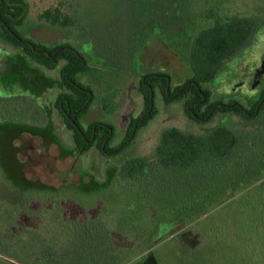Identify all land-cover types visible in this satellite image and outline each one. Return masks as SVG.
I'll use <instances>...</instances> for the list:
<instances>
[{
	"label": "rangeland",
	"instance_id": "obj_1",
	"mask_svg": "<svg viewBox=\"0 0 264 264\" xmlns=\"http://www.w3.org/2000/svg\"><path fill=\"white\" fill-rule=\"evenodd\" d=\"M200 1L195 0L191 3L192 15L204 8L199 4ZM215 1L218 2L217 15L220 16L256 14L257 10L264 7V0ZM26 2L28 15L17 30L24 38L29 37L34 42L39 38L48 41L62 37L59 28L38 25L36 20L41 21L38 14L44 9L59 6L72 17V23L67 27L75 28L71 31L72 35L63 38L62 42L79 51L90 66L88 71L77 72L74 77L83 85H87L93 94L89 110L81 118V125L87 127L95 120L112 125L114 130L109 145L117 147L124 138L123 116L128 113L137 115L141 110L142 100L138 93L130 96L131 99L128 97L129 101L127 99L129 95L124 97L129 92L134 93L133 88L129 86L131 79L145 73L150 63L156 68L160 63L169 61L171 64L168 69L171 68L174 73L183 67L180 60L161 43L150 45L152 40L150 24L153 18L154 20L162 18L164 36L167 37L163 41L169 44L170 40L176 39L174 34L176 29H172L171 35L169 29H166L167 12L163 13L162 17L159 10L152 14L149 10L143 9L146 2L151 4L150 0H26ZM205 24L206 22L200 23ZM144 45L148 47L140 54V58L145 67L137 60ZM13 51L11 45L0 39V72L4 66L5 55ZM164 51L167 53L166 59ZM61 65L62 63H59L57 67L47 69L46 74L58 78ZM226 72H220L214 83L220 81L227 86L225 91L230 92L235 88L229 89L226 81L230 77H226ZM210 84L204 83L202 86L209 87ZM56 92V89L46 90L40 97V104L50 106L52 111L44 118L43 111L39 109L42 106L35 101L36 98L29 90H25L19 84H6L0 77V120L13 116L21 122H33V119L37 118L36 126H44V123L50 122L46 128L53 129L52 139L57 135L66 148L60 149L56 144H47L40 138L27 134H23L14 142L18 148L17 158L23 163L24 175L31 181L39 180L48 187L77 186L80 181L87 182L88 176L103 180L109 167L121 160L152 154L158 143L159 134L166 126H177L184 131L199 133L219 122L217 116L205 125H192L183 111L177 108L179 107L177 104L171 105L169 113L172 114V119L167 120V113L158 97L159 101H155L157 114L147 125L137 130L134 139L121 152L117 155L104 156L98 150L90 149L79 157L81 168L77 170L75 166L72 167V156L76 155V150L70 131L62 127V118L52 106ZM222 95L224 93L220 90H212L211 98L217 99ZM237 98L245 105L251 102L249 98ZM35 113L36 118L33 116ZM229 118L235 123L239 121L233 115ZM81 173L83 174L80 175ZM2 178L5 179L4 176ZM147 178L137 180L133 187L118 179L107 186L105 191L101 190L94 195L84 194L76 189L56 191L51 188L42 189L38 185L25 186L21 179L8 178L0 182V191L5 192L4 195H0V264H103L96 263V257L102 250L103 234L100 232L101 235L98 234L88 242L86 235H82L85 230L81 233L73 227L76 223L85 224L86 220L98 219L101 227L110 229L115 227L119 233L122 231L128 234L130 230L132 233L137 232L136 238L135 235L132 236L137 246L151 244L173 227L166 219L168 213L166 202L167 198L174 196L164 189L167 183L168 186L171 183L166 176L155 177L156 179L149 176V180ZM156 187L157 189H154ZM196 223L177 225L172 230V235L180 234L184 243L194 246L198 241V235L192 232V226ZM140 230H145L144 238L138 235ZM167 238L170 237L159 240L152 247L165 243L168 241ZM88 243H92L93 246L89 254L86 251ZM133 251L134 248H127L122 254L115 255L113 261L108 262L117 264ZM145 253L144 250L137 252V255L124 264H134L136 260H142ZM161 264L176 262L169 256L162 258Z\"/></svg>",
	"mask_w": 264,
	"mask_h": 264
},
{
	"label": "trees",
	"instance_id": "obj_2",
	"mask_svg": "<svg viewBox=\"0 0 264 264\" xmlns=\"http://www.w3.org/2000/svg\"><path fill=\"white\" fill-rule=\"evenodd\" d=\"M187 5V0L177 4L169 0V16L177 9L186 11ZM153 8L158 6L154 5ZM27 15L26 0H0V39L14 48L4 59L0 72L2 81L21 85L34 98H40L47 89H57L52 106L70 130L76 148L86 151L93 143L98 149H108V155H117L131 142V127L114 150L109 145L113 135L112 126L110 130L107 124L98 121L89 123L87 127L81 125V118L89 110L93 94L74 75L88 71L90 66L83 55L69 45L46 47L24 38L17 27ZM38 17L54 25L72 23L70 14L59 6L44 9ZM251 27V21L233 16L230 20H217L214 25L202 29L189 51L190 60H195L194 71L201 77L211 76L222 59L230 56L247 38ZM59 63H62L59 77L48 76L46 70L57 67ZM157 81L160 83V78ZM142 92L144 114L138 125H145L157 111L150 99V90L142 85ZM49 110L51 112V108ZM220 112H227V109L217 107L216 113ZM231 113L245 117L244 112L235 106L231 107ZM246 119L251 121L249 117ZM94 127L99 137L86 143V139L93 135ZM45 128L46 125H29L13 116L0 120V176L6 180L21 179L25 186L38 185L42 189L56 191L76 189L90 195L105 191L118 179L124 180L130 187L137 180L149 176L154 179L166 176L171 182L164 189L174 196L171 195L166 202V219L173 227L151 244L137 246L132 238L134 235L136 238L137 232L130 230L128 234L119 233L115 227H101L98 219L73 226L81 233L85 230L82 235H86L88 242L100 232L103 234L102 250L96 257V263L109 264L108 261H113L115 255L122 254L127 248H134L131 255L117 264H124L143 250L146 251L145 256L134 264H161L162 258L169 256L174 258L176 264H264V120L245 124L227 120L199 133L177 127L165 128L152 154L121 160L109 167L101 181L88 176L87 182L80 181L77 186L59 188L26 178L23 163L16 157L17 149L10 144L22 131L42 136L53 134V130L48 132L51 128ZM51 141L60 149H66L57 135ZM193 222L197 223L192 226V232L198 235L194 246L184 243L180 234L172 235L177 225ZM143 231L138 233L142 238L145 237ZM166 237H170L168 241L152 247ZM92 249V243H88V254Z\"/></svg>",
	"mask_w": 264,
	"mask_h": 264
},
{
	"label": "flooded vegetation",
	"instance_id": "obj_3",
	"mask_svg": "<svg viewBox=\"0 0 264 264\" xmlns=\"http://www.w3.org/2000/svg\"><path fill=\"white\" fill-rule=\"evenodd\" d=\"M146 1H149V0H146ZM150 1H151V4H148V2H146L143 5V9H145L146 11L149 10L152 14H155V12L159 10L160 13H162V17H163V13L165 14V12H167L165 14V16L167 17L165 18L166 19L165 21L166 29H169V33L172 32V29H176V32L174 33L176 35V39L172 41L170 40L169 44H167L165 41H163L167 37L164 36L165 31H164V26L162 25V21H161L162 18L161 20L159 19L160 21L158 19L154 20L153 18L150 24L151 30H152V40L150 42V45L156 42L161 43L166 48V50H168L177 59L180 60L183 67L180 71L178 72L176 71L177 73H174L173 71H171V68L168 69L169 64H171L169 61H166L163 64L160 63L156 68L153 63H150L148 64L147 71L145 73L139 74V76H136V78L132 77L134 81L132 82L133 79H131L129 86L133 88L132 90L134 93L132 92L133 94H131V92H129L124 97L129 95L127 96V99L128 97L131 99L130 96L138 93V95L141 96L142 105H141V110L139 111L137 115L128 113L127 115L123 116V118L125 117L124 119L122 118L124 120V124H123L124 125L123 126L124 136L126 134V131L129 129V127H131V131H132L131 141H132L135 137L137 130L147 125V123L157 114L158 109L155 106V101L156 100L159 101L158 97H160V102L163 105V109L165 110V113H167V116H166L167 120L172 119L171 118L172 114L169 113V109L171 108V105H175V104L179 106L177 108H180L183 111L184 116L187 118V120L192 125L193 124L205 125L213 121L215 117L217 116H219L218 117L219 122H223V120L224 121L230 120L229 117L231 115L237 117L239 119V121L237 122L242 123V124H245V122L247 123L251 121H254V123L256 122L259 123L260 121L264 120V7L257 10L256 14H248V15L245 14L244 16L235 15V14H232V15L230 14V16H227L226 14H224L220 16V15H217L219 14V9H218V6L216 5V3L218 2H216L215 0L214 1L201 0L199 4L203 6L204 8L201 10L199 9L197 12H195V14L192 15V9L190 11V8H191L190 5L195 0H187L188 5L186 6V11L177 9L173 15L169 16L171 14V12H169V10L167 9V4L169 0H150ZM170 1L175 2L176 4L177 2H182V0H170ZM202 3L204 4L202 5ZM154 5L158 6V8L154 9L153 8ZM189 13L191 15H189ZM233 16H235L236 18H242V19L252 22V27H251V31L249 35L235 49V51L230 56L222 59L218 68L215 70V72L211 76H207V77L199 76L194 71V68H193L195 60L192 62L190 60L191 58L189 57V51H190V48L195 38L199 35L202 29H204L207 26L214 25L217 20L227 21V20H230V18ZM172 18H174L173 21H172ZM36 21L38 25L39 24L47 25V28H52V27L59 28V30L61 31L62 37H58L57 40L55 39V40H48V41H46L44 38H39L35 41H37L39 44L44 45L46 47H54L58 45H68L67 43L62 42V40L63 38L71 36L72 35L71 31L75 27L68 28L67 26H70L69 24L54 25V24L47 23L42 20L41 21L36 20ZM203 22H206V24L200 25V23H203ZM156 30L159 32V34L158 32H156ZM188 31H190L189 34H188ZM169 33H167L166 35L169 36ZM171 34L173 33H170V35ZM42 40H45V41H42ZM260 44L262 45L259 48L258 46ZM146 47H148V45H144L141 52L137 56V60L144 67L145 65L140 58V54H142L143 50ZM166 58H167V53L164 51V59ZM223 71H227L226 77L229 78V77L236 76L240 80V84L236 86L233 91H230V92L225 91L226 90L225 88H227V86L223 83H220V81L219 82L217 81L214 83L215 78L218 76L220 72H223ZM158 78H160V83L157 81ZM162 80H164V82H162ZM204 83H211V84L209 87L208 86L203 87L202 84ZM190 84H192L191 88H190ZM142 85L146 86L150 90L151 92L150 99L153 101L152 104L157 109V111H156V114L151 119H149L145 125H138L139 119H142L143 117L142 115L144 114V95L142 92ZM52 89H55V88H52ZM47 90H51V89H47ZM212 90H220V92L224 93V95L219 96L217 99H212L211 98ZM57 93H58V90L56 92L55 97L57 96ZM238 93L240 96L238 95ZM237 97L249 98L251 102L249 105H245ZM35 101L39 105L42 106V108L39 107V109L43 111L42 114L45 118L46 114H49L50 106L48 107L45 104H40V98H36ZM131 103H133L132 100H131ZM152 104L150 105V108ZM233 106L243 111L245 114V117H241L237 114H232V113L230 114V109ZM217 107L218 108L224 107L227 109V112H220L218 114L216 113ZM206 111H207V114L204 115ZM35 115L36 113L33 115L36 118ZM201 115H204V116H201ZM247 117L251 118V121L247 120L246 119ZM95 121L101 122L103 124H107L108 125L107 127L109 129L112 126L100 120H95ZM26 123H28L29 125H36L37 118L33 119V122H26ZM44 125H50V122H46L44 123ZM214 126L215 125H212L211 127L204 128L203 130L211 129ZM62 127H65L67 130H69L65 126L63 120H62ZM170 127H177V126H169V127L166 126L165 128H170ZM47 128H50V127H47ZM49 130L50 129H48V132H50ZM93 131H94L93 135L91 136L90 139H86V143H90V141L94 140V138L99 137V132L96 131L95 127L93 128ZM190 132H193V131H190ZM23 134H27L30 137L40 138L42 142L44 141L47 144H55L51 141L52 137H51V134L49 133H47V136H42L39 134L35 135L27 131H22V132H19L18 135H16V137L10 141V144L12 147H16V149H18L17 146L14 145V142L18 140ZM74 148L76 150V155L72 156L73 158L72 167L75 166L77 170H79L78 168H81V162H80L79 157L81 158L82 154L86 153L90 149L98 150L101 153V155H104V156L108 155V149H103V148L98 149L96 144H93V143H91L90 148L86 151L78 150L75 145H74ZM113 149L115 150L116 147H114ZM17 153H18V150L16 151V157H17ZM78 162L79 164H77ZM5 180L6 178L3 179L2 176H0V182L5 181ZM4 194L5 192L0 191V195H4Z\"/></svg>",
	"mask_w": 264,
	"mask_h": 264
},
{
	"label": "water",
	"instance_id": "obj_4",
	"mask_svg": "<svg viewBox=\"0 0 264 264\" xmlns=\"http://www.w3.org/2000/svg\"><path fill=\"white\" fill-rule=\"evenodd\" d=\"M226 83L228 84L229 89H233L240 84V80L238 79V77L234 76V77H230L226 81Z\"/></svg>",
	"mask_w": 264,
	"mask_h": 264
}]
</instances>
